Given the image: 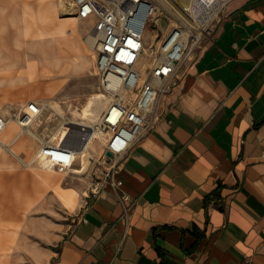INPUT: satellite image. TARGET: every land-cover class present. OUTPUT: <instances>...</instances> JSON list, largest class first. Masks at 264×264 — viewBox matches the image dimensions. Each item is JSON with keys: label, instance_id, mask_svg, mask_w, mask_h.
Listing matches in <instances>:
<instances>
[{"label": "crops", "instance_id": "crops-1", "mask_svg": "<svg viewBox=\"0 0 264 264\" xmlns=\"http://www.w3.org/2000/svg\"><path fill=\"white\" fill-rule=\"evenodd\" d=\"M56 5L40 2L39 19L24 14L21 22L30 32L33 21L42 25L36 55L51 70L59 71L49 58L68 51V71L71 51L63 43L70 31L86 37L95 19H81L84 25L66 17L55 22ZM18 38L0 41V114L8 120L36 101L26 99L40 64L28 60ZM180 74L178 85L159 99L156 128L144 131L124 156L123 190L136 199L127 220L113 188L87 196L89 176L69 175L77 163L64 172L71 186L57 196L63 207L75 209L85 195L74 228L69 232L55 218L31 216L54 206L44 195L58 174L25 165L28 154L15 149L24 133L17 137L16 127L7 130L6 124L0 141V248L18 237L17 257L34 264H264V0H229L214 32L181 64Z\"/></svg>", "mask_w": 264, "mask_h": 264}, {"label": "built area", "instance_id": "built-area-1", "mask_svg": "<svg viewBox=\"0 0 264 264\" xmlns=\"http://www.w3.org/2000/svg\"><path fill=\"white\" fill-rule=\"evenodd\" d=\"M164 1L168 3L167 17L173 21L164 36L149 45L145 39L146 27L157 20L159 24L160 14L164 13L157 0H74L71 3V12L79 19H95L92 31L96 35L98 75L103 90L113 98L97 125L105 130L99 157L103 168L93 169L87 196L96 197L113 188L123 205L125 220L136 199L123 190L124 177L120 172L124 156L144 131L156 128L160 120V97L178 85L181 64L191 59L204 38L214 32L229 2ZM155 28L158 34L160 24ZM45 109L46 104L29 101L20 113H14L12 117L21 127L19 134H32V124L41 118ZM7 122L0 114V141ZM35 137L39 147L30 157L23 158L25 165L61 172L74 169L80 150L71 140L64 143L60 133L52 138ZM107 151L112 153L111 157ZM79 162L82 169L81 158Z\"/></svg>", "mask_w": 264, "mask_h": 264}, {"label": "rangeland", "instance_id": "rangeland-1", "mask_svg": "<svg viewBox=\"0 0 264 264\" xmlns=\"http://www.w3.org/2000/svg\"><path fill=\"white\" fill-rule=\"evenodd\" d=\"M53 1L57 4L53 15V19L55 22H58L63 17L76 16L75 12H70L72 9L71 3L74 2V0H66V5L64 7L60 6L61 0ZM157 4L158 7L161 8L162 11H164L163 14H160L161 21L159 18L161 29L157 34L155 26H159V24H157L158 20L150 23L146 27L145 39L147 45L153 42H158L168 31L173 21L172 18L170 19L169 17H167L168 3H166L164 0H157ZM39 8V0H0V41L5 39V41L7 40L8 44H12V42L19 39L18 37H21L22 42L25 41V49L28 60L33 59L40 64L37 75V83H39V85L32 86V94L27 97L26 100L29 101L33 99L44 103L46 104V109L44 110L41 118L35 121L31 126L30 129L32 131V134L25 132L23 134V137L21 138V147L17 146L15 148L16 151H26L28 157L33 154L35 149L34 147H37L38 140L35 135L43 138H52L54 136H57L56 131L61 126H67L71 128V125L66 122L70 119H74V115L72 112L74 110L82 111L88 104L91 97L95 94V92H102L110 96V94L106 93L101 86L100 77L98 75V69L96 66L95 47L90 48L85 41L86 32L84 33L80 31L76 33L70 31L69 41H65L63 43V46L67 47L71 51V54L69 55V62H67L69 69L68 71L59 72L56 70V68H53L51 70L47 66L45 58L36 55L37 42L41 41L39 39L42 38L40 33L36 31L39 30L42 25H38L40 26L38 28L36 26V23L33 21L31 23V26H28L32 29L30 32L29 30H27V25L23 24L21 20L24 14L26 16L31 15V20H36V18L39 19V17H37ZM65 8H68V10H65ZM76 22H78L80 25H84V21L81 19H78V21ZM43 37L47 38L46 35H44ZM45 40L46 42H49L48 39H44L43 41ZM89 64L93 65L92 68H90L91 70L89 69ZM43 84H60V86L55 90H50ZM55 102L60 104L63 113H59L55 108L52 107V104ZM78 120L83 121L82 118ZM93 129L94 128H91V130ZM19 130L21 131V127L17 123L16 132H20ZM55 141L57 142L58 140ZM102 146V140L100 138H96L90 145L92 165H90L87 173L83 172L76 174L71 171L69 175L79 177L89 176V187L90 177L93 169L95 170V168H99L102 166L99 162ZM79 160L80 158H78L77 160V168L80 167ZM65 176L67 175H65L64 172L59 171L58 176L56 175V178L52 179L49 191H47L44 195L46 200L53 201L54 206L52 208L49 207L50 209H45L43 211H31L29 213L31 214V216H36L40 219L44 218L50 220L52 218H55L65 224V227H67L68 231L70 232L77 223L82 209L85 206V195L83 194V198L79 195L78 204L75 209H66L65 207H63L62 204L58 202L57 196L59 195L58 191L60 193L62 191L61 187L71 186V183L68 181L69 177L67 178ZM58 197L59 199H61L60 196ZM15 228L16 227L14 226L13 229ZM1 238L2 237H0V240ZM46 244L47 243L43 242V245L47 246ZM17 246H19L18 237H9V240H7V248H0V264H34L32 259L28 257H17Z\"/></svg>", "mask_w": 264, "mask_h": 264}, {"label": "bare ground", "instance_id": "bare-ground-1", "mask_svg": "<svg viewBox=\"0 0 264 264\" xmlns=\"http://www.w3.org/2000/svg\"><path fill=\"white\" fill-rule=\"evenodd\" d=\"M40 2L46 8H47V5L53 4V0H40ZM65 5H66V0H61L60 6L64 7ZM65 10H68V8H65ZM66 18L73 19L75 21H78L79 19L77 16H70ZM75 27H77L76 22H75ZM85 41L87 42L90 48H94L95 43H96V35L94 31H91L86 35ZM67 57H68V51L65 52L61 50L58 55L56 56L53 55L51 58L49 57L48 58L53 60L52 63H54V65L58 67V70L60 72H65L66 68L64 64H65ZM15 63H16V60L12 64H15ZM29 65H30L31 72H32L35 69V64L30 63ZM32 84L33 86L39 85L37 81ZM44 86H46L50 90H55L57 87L60 86V84H53V85L45 84ZM112 99H113L112 95L109 96L102 92H95V94L91 97L88 104L82 111L74 110L72 112L74 115V119H70L66 122L69 125H71V128H68L67 126H61L56 131V134L60 133V135H62V139L64 143L71 140L70 141L72 142L71 144L74 147L79 148L80 150L79 154H80V158L82 159L83 168L82 169L75 168L73 172L76 174L85 172L86 170L90 168V165H92V159H91L92 154L90 151V145L94 142L96 138H100L102 140L105 135V130L101 127L97 128V125H98L101 113L107 108V106L109 105ZM52 107L55 108L59 113H63V110L60 107V104L55 102L52 104ZM80 118H82L83 121L78 120ZM17 123L19 124V122L15 119L8 120L7 130L10 129L11 126H14V129H15ZM72 127H76V128H72ZM91 128H94V129L91 130ZM20 135L21 134L18 133L17 137H19ZM42 168L46 169L47 171L46 173L48 175L59 173V171L55 169H47L44 167ZM46 180L48 181L49 178L48 179L46 178Z\"/></svg>", "mask_w": 264, "mask_h": 264}, {"label": "trees", "instance_id": "trees-1", "mask_svg": "<svg viewBox=\"0 0 264 264\" xmlns=\"http://www.w3.org/2000/svg\"><path fill=\"white\" fill-rule=\"evenodd\" d=\"M220 188H221V187H219V188L215 191V195H214L215 197H218V196H219Z\"/></svg>", "mask_w": 264, "mask_h": 264}, {"label": "water", "instance_id": "water-1", "mask_svg": "<svg viewBox=\"0 0 264 264\" xmlns=\"http://www.w3.org/2000/svg\"><path fill=\"white\" fill-rule=\"evenodd\" d=\"M107 155L111 157L112 153L110 151H107Z\"/></svg>", "mask_w": 264, "mask_h": 264}]
</instances>
